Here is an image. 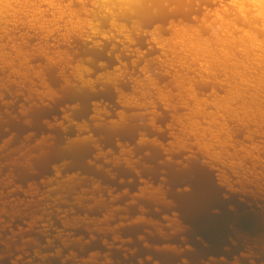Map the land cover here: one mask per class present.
<instances>
[{"label": "water", "instance_id": "95a60500", "mask_svg": "<svg viewBox=\"0 0 264 264\" xmlns=\"http://www.w3.org/2000/svg\"><path fill=\"white\" fill-rule=\"evenodd\" d=\"M69 7L99 32L0 29V264H264V120L225 116L228 133L214 140L211 99L230 85L202 83L195 68V98L208 104L191 128L195 100L181 106L176 84L184 69L151 39H170L171 23L201 25L205 9L152 16L137 33L127 20L130 43L90 0ZM248 87V101L264 99Z\"/></svg>", "mask_w": 264, "mask_h": 264}, {"label": "bare ground", "instance_id": "6f19581e", "mask_svg": "<svg viewBox=\"0 0 264 264\" xmlns=\"http://www.w3.org/2000/svg\"><path fill=\"white\" fill-rule=\"evenodd\" d=\"M61 1L0 0V25L3 23L0 29L6 31L5 24L10 22L23 24L27 22V25L32 28L37 27L40 31H46V37L60 29L62 25L65 34L78 31L81 36L86 29L90 30L93 35L99 32L97 21L92 22L95 17H85L82 20L77 16V11L69 7L71 0L67 6H64ZM75 1L84 6V3L89 0ZM204 2L218 3V6H214L212 10L205 9ZM90 3L103 11L102 15L109 17V23L117 34L124 35V39L130 43H133V40L130 38V31L128 32L124 25L127 20L135 21L131 25L132 31L137 33L139 22L152 16L165 15L168 11L194 16V11L198 9V6L205 9L201 25L186 23L175 25L171 23L173 36L170 39H164L160 35H157L156 38L151 37L158 46L168 48L172 56L177 57L178 63L184 69L181 73L176 72V84L180 86V105L187 107V99L195 100L191 115L184 117L189 119L191 128L197 129L199 124L195 116L204 114L202 109L208 104L205 99L197 100L195 98L192 83L194 78L191 79L187 73L198 68L199 71H195L194 74L199 75V80L202 83L212 79L214 83L230 85L222 99L215 95L211 99V103L217 109V114H207L210 117V124L215 126V130L211 134L214 135L212 136L214 140H219L221 134L228 133L224 120L225 116L242 125L263 123L264 99H256L258 96L255 93L251 95V100L248 101L244 97L246 92L242 89H249L248 85H255L256 91L264 89V0H229L227 3L222 2V0H90ZM42 4H46L48 9H53L50 11L53 14L51 20H46V11L41 7ZM83 12L92 13L85 7ZM108 35L111 36V32ZM108 35L103 31L100 33L103 38H107ZM39 52L45 53L43 49H40ZM58 55L57 60L62 54ZM16 56L23 57V61L26 59L19 48ZM0 59L5 61V64H9V60L5 58L2 52H0ZM49 61L53 60L49 59ZM193 64L198 67L193 66ZM257 69H259L260 74L254 77L252 72ZM11 71L16 74L21 73L15 71L14 68ZM76 71L80 77V68L76 67ZM219 74H224L225 78H228L229 74V79L234 80L235 83H230V80L221 81L218 77ZM149 82L150 86L154 87V81L150 80ZM182 91H185L184 95L181 93ZM169 96L170 94L163 92H159L158 95L160 101L166 102V104ZM236 100L241 101L239 109H235L237 105L233 106ZM239 112L241 113L240 116ZM219 116H222L224 121H219ZM177 122H181V118L178 117ZM209 132L211 131L209 130ZM227 138H229L228 135L223 138L222 143L224 145L228 143ZM198 145L204 150L212 147L211 143L206 144L205 142Z\"/></svg>", "mask_w": 264, "mask_h": 264}]
</instances>
